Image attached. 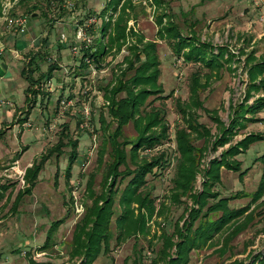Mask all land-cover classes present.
I'll use <instances>...</instances> for the list:
<instances>
[{
  "label": "rangeland",
  "instance_id": "1",
  "mask_svg": "<svg viewBox=\"0 0 264 264\" xmlns=\"http://www.w3.org/2000/svg\"><path fill=\"white\" fill-rule=\"evenodd\" d=\"M32 1L40 3V0ZM72 1V9L63 5L48 9L42 4L43 9L39 11L46 15L36 11L35 17L27 14L26 7L31 2H19L13 13L27 18L26 31L22 34L15 33L0 21V41L4 47L0 57L9 61L7 77H12L9 86L13 91L12 95L0 96V183L12 186L0 199V264H84L82 254L72 255L71 238L75 223L85 215L86 203L91 202L87 193L89 180L96 194L104 193L110 184L111 177L106 181L103 178L104 165L97 162L100 146L104 144L109 150L105 140L107 134L116 129V123L107 113L103 94L104 89L122 74L125 69L123 58L128 54V47L135 44L136 37L129 33V28L136 34H142L144 41L156 44L160 61L158 82L163 92L160 96L150 95L145 108L148 110L154 106L164 111L169 124V138L153 149L143 148L139 155L150 158L164 151L169 160L163 169H155V173L147 175V183L143 187L151 191L157 206L156 212L145 223L146 232L118 240L115 218L121 206L115 201L110 225L113 236L109 239L108 251L103 248L91 264H166L168 256L175 258V246L168 249L167 256L163 257V235L167 234L175 244L178 240L176 228L198 205L189 195L180 196V202L169 200L177 163L174 130L184 127L190 132L179 109L182 105L189 109V86L193 73L198 72L200 76L198 96L202 107L192 109L198 123L204 125L208 133L203 134L206 133L203 131L201 136L190 135L192 143L202 152L190 192L198 194L203 191L207 180L205 171L211 160L220 159L223 151L251 133L259 136L236 157L229 156L230 161L239 160L240 170L222 166L221 179L213 190L228 198L227 204L236 208L248 204L251 194L264 179V158H259L264 154V109L252 115L245 114L253 120L248 121L245 128L237 129L229 142L215 144L222 128L229 125L232 116L243 105L264 97V89L255 90L250 85L247 71L250 65L264 61V0H164L160 9L153 5L152 0H131L133 8L126 22L128 34L125 41L119 43L120 49L118 45L108 43L107 35L101 38L98 31V14L105 0ZM88 11L92 15L94 13L98 20L97 24H89L90 41L84 45L77 43L73 31L80 20L88 19L85 16ZM121 11L119 6L111 18V12L104 15V21L110 19L112 24L110 33ZM162 11L167 13L165 19L173 20L180 32L192 36L195 43H208L213 53H217L220 47L224 49L226 54L219 59L222 60V68L218 72L210 73L199 63L184 62L182 57L180 63L177 62L168 42L157 37L156 17ZM98 38L107 43V50L99 62L91 59L95 72L90 75L87 64L81 66L80 59L83 49L90 53L96 49ZM74 44L83 49L78 48L74 52ZM182 52H186V48ZM32 59L35 65L30 69L28 61ZM52 65L56 67L50 68ZM24 66L30 70L33 79H39L42 74L44 77L41 84L32 87L36 93L28 94L25 110L24 107L19 108L29 85L28 79L22 75ZM259 77L264 78V73L255 78L256 82ZM2 84L4 78L0 79ZM6 99H10L15 107L12 117L6 113L7 106L3 103L8 101ZM19 109L22 112L18 113ZM101 116L104 124H101ZM86 120L87 125H84ZM14 124H19L20 130L11 132L7 126ZM121 131V138L126 139L134 138L137 133L132 122L123 125ZM20 135L22 143L16 147ZM60 136L63 137L62 146L50 153ZM25 146L28 147L18 157L20 165L32 162L41 153L47 156L41 162L32 191L22 193L15 202L17 187L22 190L25 185L21 186L19 177L15 175L17 168L11 166H17L13 160ZM108 159L106 153L103 160ZM128 167L133 168L134 165L129 163ZM124 168L121 165L118 170L124 171ZM243 171L244 174L239 175ZM5 173L11 176L7 177ZM129 177V174L119 177L120 189ZM75 200L83 205V210L76 217L73 211ZM161 202L167 208L159 214ZM214 202V198H209L210 204ZM250 210L254 213L252 223L229 242V250H221L227 232L224 229L213 235L202 249L192 250L188 264H234L235 261L246 264L256 254L264 257V195L251 205ZM216 216L217 213L211 215L213 218ZM50 230L52 244L41 248Z\"/></svg>",
  "mask_w": 264,
  "mask_h": 264
},
{
  "label": "trees",
  "instance_id": "2",
  "mask_svg": "<svg viewBox=\"0 0 264 264\" xmlns=\"http://www.w3.org/2000/svg\"><path fill=\"white\" fill-rule=\"evenodd\" d=\"M63 1V0H60ZM20 3L31 2L29 4L27 14L30 16L33 12L42 10V4L53 6L50 0H40V3L32 0H20ZM18 2V3H19ZM164 0H152V3L157 8H161L164 4ZM122 7V11L119 14L117 20L113 24L112 33L109 29L112 27L110 19L108 21L101 20L98 26V31L103 36L107 35L108 43L112 45H118L125 41L128 32L127 20L129 12L133 8L131 0H105V5L101 9L98 16H104L109 14L111 18L112 14L116 12L117 8ZM54 7V6H53ZM61 7V6H58ZM56 8V7H55ZM88 11L85 16L90 17L92 13ZM0 14H1V0H0ZM39 14H44L39 11ZM91 14V15H90ZM93 15H95L93 13ZM31 17V16H30ZM167 13L162 11L157 15L156 23L157 37L164 39L168 42L172 53L176 57H182L184 62L199 63L200 65L208 68L210 73L218 72L222 68L220 58H223L226 54L222 47L219 48L217 53L212 52V48L208 43H195L192 36L188 37L180 32V29L173 20L165 19ZM165 19V20H164ZM48 20H51L49 18ZM84 19L80 20L83 23ZM129 33L134 35L136 39L135 44H131L128 47V54L123 58L125 69L121 71L120 77L104 89V98L107 102V113L111 120L116 123V129L114 132L107 134L106 144L100 146L97 156V162L103 164L105 173L103 178L105 181L107 177H111L110 184L106 187L104 193L96 194L91 187V179L87 186V193L91 202L85 205V215L80 221L75 223L74 231L71 238V253L72 255H83V263L91 264L94 259L99 255L100 251L104 248L105 252L108 251L109 239L113 236L110 230L113 205L117 201V205L121 210L115 218V225L117 229V239L121 240L131 236H136L141 233L144 234L146 221L156 212L155 197L152 196L151 191L143 189L147 183V175L155 173V169H163L166 165L167 159L166 152L160 151L159 153L150 156V158L140 157L139 151L155 148L159 144H162L164 140L169 138V124L166 120L164 111L159 108L151 106L148 110L146 107V100L150 95L159 94L163 92L158 78L160 76V61L156 52V44L154 41H144V36L134 33L132 28H129ZM100 38V39H101ZM99 40V45L91 53L86 48L82 51L80 59V65L86 66L84 57L88 56L95 62H99L102 56L106 53L107 43H102ZM110 46L108 45V48ZM186 48V52H182ZM33 58V57H32ZM33 63V59L29 61L28 65ZM56 66H50L54 68ZM33 69V68H30ZM26 66L22 69V75L28 79L29 85L25 89L26 100L28 101L29 93H36V89L32 88L37 84H41L43 81V74L39 79H33L29 74ZM248 76L250 85L255 89H264V78L256 77L264 73V61L250 65L248 68ZM257 84V85H256ZM201 87L200 76L198 72L193 73L189 86V109L180 106V102L176 103L180 106V112L182 118L186 121V126L190 130L188 132L186 128L176 127L174 130L175 149L177 151V163L174 169V174L171 179L172 187L169 195V200L173 203L180 202V196L189 195L192 197L197 207L192 208L187 217L184 219L183 224L176 228L175 234L177 241L172 243L171 238L164 234L162 238L161 252L163 257L167 256L168 249L175 246V258L168 256L166 264H188L189 253L192 250L202 249L207 245L213 235L220 231L227 229L226 235L222 242V252L229 250V242L235 238L240 232L245 230L254 218L253 210H250L251 205L256 203L264 195V179L260 182V185L251 194L250 200L247 205L240 207H230L227 203L226 197L220 195L219 192H215L213 187L220 181L221 167L232 169L235 171L240 170L239 160L230 161L229 156H237L240 152H243L249 143L254 141L259 135L248 134L245 138L239 140L235 145L230 146L227 150L222 152L220 159H213L209 163V167L205 171L207 180L204 183V188L201 193L192 194L193 181L197 174L200 161L198 157L202 155L200 149H198L190 138L191 134L201 136V132L208 131L204 125L198 123L195 116L193 107L201 108L202 103L198 96V91ZM238 112L232 116L231 121L227 127H223L220 137L216 141V145H223L229 142L230 138L237 132V129L245 128L247 122L253 120L252 117H248L245 114H255L256 112L264 109V97L255 99L250 104L243 105ZM128 122H132L136 129V136L132 139H126L123 136L121 127ZM105 120L101 116V124H104ZM63 135V132L61 133ZM62 136H60L59 142L55 148L50 151L60 149L62 146ZM121 138V139H120ZM144 148V149H143ZM128 150V152L126 151ZM49 153V154H50ZM108 153L109 159L103 160V156ZM48 154V155H49ZM44 153H41L39 157L35 158L31 165L26 167L23 179L25 186L19 189L16 193L14 201L19 198L22 193H30L35 186L36 177L39 169L41 168V162L46 157ZM71 157H74L72 155ZM259 158H264L262 154ZM129 163L134 167L130 168ZM121 165H124V171L118 170ZM126 172V173H123ZM245 171L239 175L244 174ZM129 174L130 177L124 184L123 188L119 187V177ZM106 175V178H105ZM264 175V174H263ZM11 186L10 183H0V199L3 197L4 192ZM117 199L115 200V196ZM209 198H214L213 204L209 203ZM14 205V204H13ZM158 213H162L166 209V204L159 203ZM133 208V209H132ZM217 213L216 217H211L212 214ZM177 225V224H176ZM52 229V227L50 228ZM49 234L46 237L44 245L41 248H48L52 244V239ZM262 254H256L250 263L246 264H264V257L260 258ZM35 262H32L34 264ZM36 264H53L50 262H39ZM234 264H245L244 262L235 261Z\"/></svg>",
  "mask_w": 264,
  "mask_h": 264
},
{
  "label": "built area",
  "instance_id": "3",
  "mask_svg": "<svg viewBox=\"0 0 264 264\" xmlns=\"http://www.w3.org/2000/svg\"><path fill=\"white\" fill-rule=\"evenodd\" d=\"M20 0H1V14H0V21L5 23L7 27H10L11 29L14 30L15 33L17 34H22L26 31V26H27V18L24 15L20 14H15L13 13L14 8L17 6L18 2ZM52 5L55 7L63 5V7H66L67 9H72L74 2L72 0H50ZM59 4V5H58ZM104 16H99V21L101 23V20L103 19ZM105 19V18H104ZM97 18L96 15H91L88 17L87 20L83 21V23L77 24V26L74 28L73 31V36L74 39L77 41V43L82 42V44H87L90 41V34L88 32V26L89 24H97ZM99 23V24H100ZM76 43V42H75ZM82 49V47H79V45L74 44L72 46V50L75 52L77 49ZM3 52V45L0 46V56ZM181 57H177V62L180 63ZM84 62L88 66V73L91 75L95 72L94 66L91 63V58L88 56L84 57ZM63 102V100H62ZM3 103H8V101H5ZM86 109V108H85ZM85 115L86 117L88 116V111L87 109L85 110ZM84 124V123H83ZM87 125V120L85 121V124ZM24 183V180H22ZM75 200L74 205H73V211L75 214V217L77 214H79L83 210V205L79 202H76Z\"/></svg>",
  "mask_w": 264,
  "mask_h": 264
},
{
  "label": "crops",
  "instance_id": "4",
  "mask_svg": "<svg viewBox=\"0 0 264 264\" xmlns=\"http://www.w3.org/2000/svg\"><path fill=\"white\" fill-rule=\"evenodd\" d=\"M3 50H4V47H3ZM15 56H17V55H15ZM30 61V60H29ZM29 61H28V63H29ZM7 64H9V61L7 62V60H3V58H1L0 57V79L2 80L3 78H4V84H2V86L0 85V96L1 95H12V93H13V91L12 90H10L11 88H10V86H9V83H10V81L12 80V77H10V76H8L7 77V69H8V65ZM33 64V65H32ZM30 66V68H33V66L35 65V63H32ZM6 76V77H5ZM29 96V95H28ZM6 100H8V103H6V104H9V105H6V104H4L5 106H7V110H6V113H7V115H9V116H13L14 115V110H15V107H13V102H10V99H6ZM25 101H27L26 100V95L24 96V98H23V103L22 104H20V106H19V108H22V107H24V110H25V107H26V103H25ZM12 103V104H11ZM27 110V109H26ZM2 112H4V110L2 109ZM20 112H22V109H19V111H18V113H20ZM10 120V119H9ZM8 121V120H7ZM25 121H24V123H22V125L24 126L25 125ZM18 126H19V124H14L13 126H7V127H10V131L11 132H13V131H15V130H20V129H18ZM21 136L22 135H20V137H18V141H17V145H16V147H18V145L20 146L21 145V143H22V141H21ZM28 146H25L24 148H21L22 150L21 151H19L17 154H16V157H15V159L13 160V163H15L14 165H17V166H11V168H17L16 169V172H15V175L17 174V176L19 177L18 179L20 180V182H21V186H23V185H25V183H23L22 182V180H24L23 179V174H24V171H25V169H26V167H28V166H30L31 165V163L32 162H27L26 164H24V165H20L19 164V155H21L22 154V151L24 150V149H26ZM16 149V148H15ZM34 160V159H33ZM32 160V161H33ZM5 176H7V177H10L11 176V174H7V173H5L4 174ZM10 187H12V186H10ZM9 187V188H10ZM20 189V187L18 188L17 187V191Z\"/></svg>",
  "mask_w": 264,
  "mask_h": 264
},
{
  "label": "water",
  "instance_id": "5",
  "mask_svg": "<svg viewBox=\"0 0 264 264\" xmlns=\"http://www.w3.org/2000/svg\"><path fill=\"white\" fill-rule=\"evenodd\" d=\"M31 15H32L33 17H35V16L37 15V13H36V12H33ZM0 46H2L1 41H0Z\"/></svg>",
  "mask_w": 264,
  "mask_h": 264
}]
</instances>
